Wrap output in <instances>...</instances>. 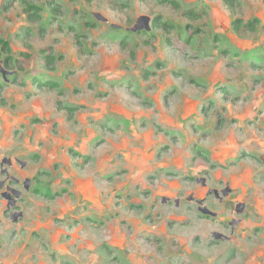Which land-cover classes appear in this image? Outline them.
<instances>
[{
	"label": "rangeland",
	"instance_id": "374dc122",
	"mask_svg": "<svg viewBox=\"0 0 264 264\" xmlns=\"http://www.w3.org/2000/svg\"><path fill=\"white\" fill-rule=\"evenodd\" d=\"M0 264H264V0H0Z\"/></svg>",
	"mask_w": 264,
	"mask_h": 264
},
{
	"label": "trees",
	"instance_id": "16d2710c",
	"mask_svg": "<svg viewBox=\"0 0 264 264\" xmlns=\"http://www.w3.org/2000/svg\"><path fill=\"white\" fill-rule=\"evenodd\" d=\"M25 3L27 2V0H23ZM52 1V0H51ZM226 1V3L230 6V7H234V4L236 3V0H225ZM28 11H32V16H33V18H39L40 17V15L38 14V9L35 7V6H33V5H30V4H28L27 5V8H26ZM243 22L241 21V20H239V19H237V20H235L234 21V28L236 29V30H241L243 27V24H242ZM258 23V20L257 19H255V20H252V21H250V22H248L247 24H245L244 25V27H246V28H250V29H255V27H256V24ZM49 61H51V57L49 56V57H46V63L47 62H49Z\"/></svg>",
	"mask_w": 264,
	"mask_h": 264
},
{
	"label": "water",
	"instance_id": "95a60500",
	"mask_svg": "<svg viewBox=\"0 0 264 264\" xmlns=\"http://www.w3.org/2000/svg\"><path fill=\"white\" fill-rule=\"evenodd\" d=\"M105 20V19H104ZM3 74H4V76L6 77L7 76V71L5 72V70L3 71H1ZM201 210L203 211V212H205V213H210V211L207 209V208H201ZM215 236L216 237H219V235L218 234H215Z\"/></svg>",
	"mask_w": 264,
	"mask_h": 264
},
{
	"label": "flooded vegetation",
	"instance_id": "af4514ba",
	"mask_svg": "<svg viewBox=\"0 0 264 264\" xmlns=\"http://www.w3.org/2000/svg\"><path fill=\"white\" fill-rule=\"evenodd\" d=\"M216 194L219 195V192L217 191ZM191 200H193V199H191ZM203 201H205V200H202V199H201V200H199V202H198L200 208H202V207L200 206V205H201L200 203H203ZM239 208H241V207H239ZM200 210H201V209H200ZM201 211H202V210H201Z\"/></svg>",
	"mask_w": 264,
	"mask_h": 264
}]
</instances>
